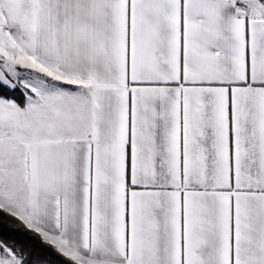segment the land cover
Segmentation results:
<instances>
[{"label":"snow or ice","instance_id":"6c2138e0","mask_svg":"<svg viewBox=\"0 0 264 264\" xmlns=\"http://www.w3.org/2000/svg\"><path fill=\"white\" fill-rule=\"evenodd\" d=\"M0 264H264V0H0Z\"/></svg>","mask_w":264,"mask_h":264}]
</instances>
